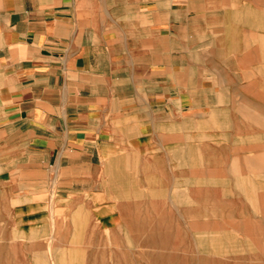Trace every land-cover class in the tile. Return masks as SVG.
Listing matches in <instances>:
<instances>
[{
	"label": "crops",
	"instance_id": "obj_1",
	"mask_svg": "<svg viewBox=\"0 0 264 264\" xmlns=\"http://www.w3.org/2000/svg\"><path fill=\"white\" fill-rule=\"evenodd\" d=\"M234 3L0 0V186L25 224L62 203L121 224L144 176L189 184L200 152L264 229V34Z\"/></svg>",
	"mask_w": 264,
	"mask_h": 264
},
{
	"label": "rangeland",
	"instance_id": "obj_2",
	"mask_svg": "<svg viewBox=\"0 0 264 264\" xmlns=\"http://www.w3.org/2000/svg\"><path fill=\"white\" fill-rule=\"evenodd\" d=\"M234 4L227 20L238 22L239 34H264V0ZM191 159L189 184L159 172L144 176L142 213L132 207L121 224L79 216L62 203L28 225L0 186V264H264V229L249 218L252 208L235 199L232 214L230 193L220 205L213 176L206 182L197 174L200 152Z\"/></svg>",
	"mask_w": 264,
	"mask_h": 264
},
{
	"label": "bare ground",
	"instance_id": "obj_3",
	"mask_svg": "<svg viewBox=\"0 0 264 264\" xmlns=\"http://www.w3.org/2000/svg\"><path fill=\"white\" fill-rule=\"evenodd\" d=\"M255 55H256V54H255ZM254 58H255V57H254ZM240 115H241V114H240ZM263 118H264V117H263ZM262 120H263V119H262ZM262 127H263V126H262ZM258 133H259V132H258ZM260 135H261V134H260ZM187 149H188V148H187ZM262 152H263V151H262ZM192 153H193V152H192ZM244 155H246V154H244ZM231 156H232V155H231ZM191 158H192V157H191ZM234 160H235V159H234ZM231 161H232V160H231ZM258 171H259V170H258ZM109 172H110V171H109ZM258 174H259V173H258ZM259 175H260V174H259ZM248 176H249V174L247 175V177H248ZM246 179H248V178H246ZM243 180H244V179H243ZM249 180H250V179H249ZM249 180H248V181H249ZM236 183H237V182H236ZM241 184H242V181H241ZM250 185H251V184H250ZM245 186H246V185H245ZM247 187H248V186H247ZM174 188H175V187H174ZM182 188H183V187H182ZM185 188H186V187H185ZM251 188H253V186H252ZM254 189H255V187H254ZM165 190H166V189H165ZM185 190H186V189H185ZM251 190H252V189H251ZM252 191H253V190H252ZM172 193H173V192H172ZM252 194H253V193H252ZM255 194H256V193H255ZM255 194H254V195H255ZM248 197H249V195H248ZM248 197H247V198H248ZM251 197H252V196H251ZM251 197H250V200L252 201L253 197H252V198H251ZM169 198H170V197H169ZM256 198H257V197H256ZM254 199H255V197H254ZM251 201H250V202H251ZM160 202H161V201H160ZM250 202H249V203H250ZM255 202H256V201H255ZM254 204H255V203H254ZM172 205H173V204H172ZM250 205H253L252 202H251ZM155 206H156V204H155ZM255 206H256V204L254 205V208H255ZM252 207H253V206H252ZM256 207H257V206H256ZM255 210H256V208H255ZM254 212H256V211H254ZM77 214H78V213H77ZM158 215H159V214H158ZM217 220H218V219H217ZM226 224H227V223H225V225H226ZM214 234H215V233H214ZM217 234H220V233H217ZM56 248H57V247H56ZM63 254H64V253H63ZM62 260H63V259H62Z\"/></svg>",
	"mask_w": 264,
	"mask_h": 264
}]
</instances>
